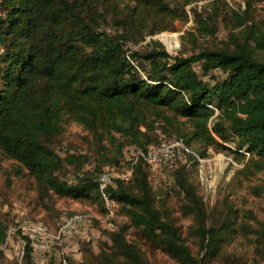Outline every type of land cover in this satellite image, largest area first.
Returning a JSON list of instances; mask_svg holds the SVG:
<instances>
[{
  "label": "trees",
  "instance_id": "obj_1",
  "mask_svg": "<svg viewBox=\"0 0 264 264\" xmlns=\"http://www.w3.org/2000/svg\"><path fill=\"white\" fill-rule=\"evenodd\" d=\"M134 1L128 26L137 34L140 21L169 10L173 2ZM110 4L106 0H0V150L17 163V173L26 169L44 195L101 199L97 190L101 169L95 179L84 174L68 181L60 176L68 165L79 168L86 157L73 150L61 155L53 148L51 139L62 132L63 123L75 122L96 138L117 141L121 152L129 143H157L151 141L155 129L177 130L181 118L191 124L192 137L206 143L217 141L216 136L237 138L238 147L244 145L252 153L250 164L262 168L264 59L253 57L238 41L231 51L203 49L186 56L156 47L129 51L142 75L126 56L130 36L100 26ZM196 19L203 29L208 27L197 13ZM249 38L264 49V33L252 31ZM142 61H148L150 69H142ZM196 63L206 72L219 68L224 77L209 83L197 74ZM213 107L218 109L216 114ZM173 174L177 185L185 188ZM147 176L145 166L138 163L131 181L117 182L109 188L110 194L126 207L132 225L152 236L157 230L168 233L169 245L195 260L176 227L162 220L151 205ZM196 208L200 218L197 203ZM200 236L204 243L203 226ZM5 237V224L0 221V244ZM24 249L27 264H32L27 241ZM125 251L136 255L133 248Z\"/></svg>",
  "mask_w": 264,
  "mask_h": 264
},
{
  "label": "rangeland",
  "instance_id": "obj_2",
  "mask_svg": "<svg viewBox=\"0 0 264 264\" xmlns=\"http://www.w3.org/2000/svg\"><path fill=\"white\" fill-rule=\"evenodd\" d=\"M106 2L110 4V0ZM134 5V0H114L106 8V21L100 19L105 30L130 36L125 43L129 51L156 47L171 55L186 56L203 49L231 51L238 41L253 57L264 59V49L249 38L252 31L264 33V0H173L169 10L151 13L140 21L138 34L128 26ZM196 13L207 21V28L203 29ZM140 67L150 69L148 61H142ZM194 68L209 83L224 77L219 68L206 72L197 63ZM181 119L177 130L156 128L151 141L180 135L199 157L187 156V162L174 171L147 178L151 205L162 220L176 227L180 241L195 260L174 250L168 233L157 230L152 236L141 226L132 225L123 204L109 225L100 219L104 207L99 198L91 201L38 193L26 169L17 173V163L0 150V221L6 229L0 244V264H27L24 240L12 229L18 212L55 226L61 216L79 211L93 216V230L87 236L73 238L76 249L68 252V264H264V163L255 169L249 162L252 153L244 145L239 148L235 137L222 140L216 136L217 141L211 143L192 137L191 124ZM51 145L61 155L73 150L86 156L79 168L68 165L59 172L68 181L84 174L95 179L97 172L120 153L117 141L106 136L96 138L75 122H64ZM173 172L185 188L179 182L177 185ZM196 203L201 209L200 218ZM127 248H133L136 255L126 252ZM48 264L59 263L51 258Z\"/></svg>",
  "mask_w": 264,
  "mask_h": 264
},
{
  "label": "built area",
  "instance_id": "obj_3",
  "mask_svg": "<svg viewBox=\"0 0 264 264\" xmlns=\"http://www.w3.org/2000/svg\"><path fill=\"white\" fill-rule=\"evenodd\" d=\"M128 52L129 50L126 56L140 70ZM140 72L144 75L143 71ZM213 108L216 114L218 109ZM187 156L199 157L182 136L164 137L157 143L145 146L125 144L117 160L103 166L97 175L98 195L104 207V214L100 219L112 224L120 203L110 194L109 188L114 187L117 182L131 181L138 163L145 166L148 176H153L174 171L187 162ZM12 229L23 238L24 244L27 241L31 246L32 264H48L51 258L59 264H68L67 249L70 240L76 235L87 236L92 233L93 216L88 212H74L61 216L55 226H50L41 219L18 212ZM19 253H23V249H19Z\"/></svg>",
  "mask_w": 264,
  "mask_h": 264
},
{
  "label": "crops",
  "instance_id": "obj_4",
  "mask_svg": "<svg viewBox=\"0 0 264 264\" xmlns=\"http://www.w3.org/2000/svg\"><path fill=\"white\" fill-rule=\"evenodd\" d=\"M76 243H77V242H76L75 239L70 240V242H69V244H68V249H67V251H68V252H69V251H74V249H76V246H75Z\"/></svg>",
  "mask_w": 264,
  "mask_h": 264
}]
</instances>
